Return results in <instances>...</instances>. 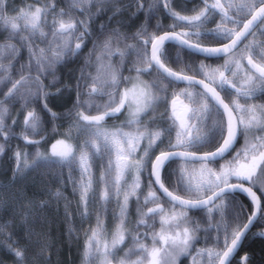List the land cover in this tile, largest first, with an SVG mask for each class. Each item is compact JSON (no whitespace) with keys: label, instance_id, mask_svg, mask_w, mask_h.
<instances>
[{"label":"snow or ice","instance_id":"6c2138e0","mask_svg":"<svg viewBox=\"0 0 264 264\" xmlns=\"http://www.w3.org/2000/svg\"><path fill=\"white\" fill-rule=\"evenodd\" d=\"M65 2L67 7L59 11H56L54 3L45 2L34 10L29 7L9 16L6 15L5 0H0V25L9 30L6 41L0 44V84L5 81L11 83L0 99V135L4 136L5 142L15 135L12 125L6 124L5 117L10 114L11 104L19 100L21 109L27 110L20 138L27 144L36 145L31 163L30 154L17 147L14 153V177L41 165H56L62 170L67 168L68 182L72 183L74 192L80 196L78 207L83 208L80 213L83 221L90 217L94 199L93 163L96 159L103 161L107 155L108 162L106 166L102 164L100 176V182L104 185L99 197L101 207L97 209L95 227L90 228L91 235L86 232V261L100 253L102 264H113L116 250L124 244L126 235L131 234L133 247L115 264H145V258L147 264H175L179 256H191L193 264H230L251 227L264 221V203L253 191L259 185L260 191L264 192V104L247 103L257 93H264V45L257 52L250 43L237 54L239 44L249 35L255 36L257 30L264 35V29L259 28L264 24V0H215L214 3L204 0V9L192 16L180 15L172 10L171 0H163L165 9L174 18L173 31L165 30L163 35L158 34L161 31L159 21L155 30H148L152 10L158 6L159 0L147 8L140 2L136 11L145 12L146 24L134 34L132 39L136 43L132 44L127 42L129 37L119 31V26L108 31L107 25L101 24L100 32L93 35L90 22L106 10L104 0ZM111 7L114 16L121 11L120 0H113ZM92 8L96 9L95 13ZM232 9L236 10L235 18ZM74 10L83 13V18H77ZM211 10L219 13L220 22L214 29L201 31L212 14ZM240 13L243 19L238 15ZM49 15L52 16L51 23L48 21ZM177 21L187 25V30L176 33ZM14 39H18L19 48L12 42ZM89 39L92 48L85 57L75 85L73 109L76 119L70 124L65 138L57 140L50 151L44 153L39 146L45 137L41 136L40 140L33 138L39 134L42 117L35 107L29 108V105L36 101L43 103L44 110L53 121V131L56 130L55 121L60 116L47 103L50 95H58L62 91L60 88L55 93L49 91L59 80L55 70L68 59L77 57ZM170 42L176 45L174 57L166 46ZM212 44L220 46H210ZM20 48L27 49L28 61L21 64L17 70L18 78H15L12 75V60L19 54ZM133 53L136 60L128 71H135L136 75L124 76L122 69L126 66L127 57ZM6 55L9 57L7 64L4 63ZM93 55L96 56V75L90 71ZM186 55L203 59L197 67L185 62ZM115 56H119L118 62H113ZM220 57L224 58V63L216 68L204 63L206 59ZM244 59H247V66L243 65ZM170 63L180 65L179 71L173 70ZM233 66L235 71L232 70ZM152 71L156 73L153 80L141 78L145 73L151 75ZM241 71L244 78L238 82ZM229 72L230 77L226 75ZM48 76L52 80L45 85L43 80ZM198 76L202 78L197 79ZM180 83L186 84L187 88L174 91L169 103L167 89H174ZM196 85H200L203 91L189 90L195 89ZM225 88L233 89L235 93L229 103L221 96ZM98 96H107V103L103 106L96 104ZM181 97H185L187 103ZM242 97L245 103L241 102ZM161 104L165 105V110L160 114V119L166 117L168 126L153 129L145 118ZM94 105L98 114H86ZM125 108L128 110L126 124L129 127L135 125L136 130L106 128V117L116 118ZM71 115L69 111L67 116ZM154 121L153 115L151 122ZM16 122L14 118L13 125ZM73 129L84 137L78 145L71 143ZM165 135L169 136V142L153 159L152 149L159 147L157 142L162 143ZM241 135L244 145L236 149ZM145 140L147 147L143 148L141 155H137L141 142ZM6 147V143H0V155H3ZM201 149L205 150L202 154ZM174 161L176 167L165 177V171ZM77 170L80 173L78 182L74 179ZM128 173H133V179L125 187L122 182ZM144 174L148 176L149 190L144 195V205H140L139 198L143 193L139 190ZM166 180L173 182L172 190L165 186ZM156 185L167 197L166 201L161 202L157 196ZM239 192L245 193L252 204L246 222L243 218L248 210L235 197ZM49 195L59 199L63 193L58 189ZM133 196L137 198L138 218L136 226L129 232V198ZM113 197L119 208L118 215L114 217L118 223L111 243L105 241L101 249L99 238L105 231L104 206ZM27 203L31 207L32 201ZM46 203L41 202L39 207L43 208ZM150 203L154 206L144 211V207ZM193 210H203L204 214L197 219L189 215ZM157 219L158 230L155 227ZM140 226L145 227L143 235L139 231ZM5 227L0 225V234ZM71 231L69 229V235ZM201 232L206 242L213 241L212 246L195 249L193 254ZM32 235L29 228V239ZM255 235L264 237V232ZM149 237L151 247L145 242ZM7 247L15 257L14 264H28V248L12 242L10 234ZM46 250V244L39 246V251L32 257L34 264H41ZM132 255L138 258L131 260ZM249 259L245 254L241 264H248ZM43 264H48V261Z\"/></svg>","mask_w":264,"mask_h":264},{"label":"trees","instance_id":"16d2710c","mask_svg":"<svg viewBox=\"0 0 264 264\" xmlns=\"http://www.w3.org/2000/svg\"><path fill=\"white\" fill-rule=\"evenodd\" d=\"M161 1L162 0H159L158 6L152 10V19L150 20V22H152L148 28L149 32L156 29L157 21H162L167 18L162 13ZM45 2L54 3L56 11L67 7L65 0H5L6 15H16L21 9L26 10L29 7L34 10L35 7H38ZM140 2H143L145 8H147L149 5L156 3V0H131V2L130 0H120L122 5L121 11L116 13L114 16V9L111 7L113 4L112 0L111 4L106 5L107 10L105 11L107 12L104 11L103 13L96 15L95 19L90 22V28L93 35L95 36L100 32L101 24H106L108 31H111L119 26V31L129 37L127 42L129 44L136 43L132 37L138 29L146 24L145 12L143 10L139 12L136 11ZM176 3L177 0H171V8L173 7L176 9ZM95 11L96 9L92 8V12L95 13ZM74 12L77 18H83V13H80L79 10H74ZM109 17L112 18L109 19ZM51 20L52 16L49 15V23H51ZM165 24H160L161 31H159V33L170 27V25ZM5 41L6 39L0 37V44ZM12 42L16 43L18 48L20 47L18 39H14ZM252 43L255 45L256 50H261L257 39H255ZM122 46L123 45H121V47ZM91 48L92 41L89 39L86 46L82 48V51L77 57L68 59L65 63L58 65L55 70L59 80L55 85L49 88V91L51 93H55L57 88L62 89V91L58 95H50L47 100L49 108L57 112L60 116V118L55 121V125L57 126L55 131H53V121L44 110L43 103L36 101L35 104L29 105V108L35 107L42 117V131L38 137L34 139L40 140L41 136L45 137L39 146L40 151L44 153H48L49 147L57 140L65 138L66 133L69 131L70 124H72V121L76 119L75 109H73V104L76 100V79L80 74L81 67L84 65L85 57L88 55ZM118 59L119 56L113 57V60ZM27 61V49L20 48L19 54L14 60H12V64L14 65L12 70L13 77L18 78L17 70L20 68L21 64H26ZM92 61L93 64L90 71L92 75H96L95 55L92 56ZM129 62L130 61L127 60L126 66L122 69L124 76H132L133 72H135L133 71L129 73L128 69L133 65L132 62ZM4 63L7 64L8 59L4 60ZM128 63L129 65H127ZM144 75L150 78L153 77L147 73ZM51 80L52 77L48 76L43 80V83L45 85H49ZM66 85L70 87H65ZM10 86L11 83L9 87ZM8 88L0 92V99L3 98V95L7 92ZM122 89L123 85L121 86V90ZM253 99L255 100V104H264V93H257ZM10 111L11 116L5 122L7 125H12L15 135L6 142L4 136L0 135V143H6L7 145L3 155H0V225H6L4 232L0 234V264H14L15 261V257L8 251L7 247L9 234L12 242L28 248V264H34L32 257L39 251V246L41 244L47 245V250L43 253L41 264H43L44 261H48V264H81L82 249L84 245L83 231L85 230L81 224L84 222L79 221L80 228L77 229V226L72 228V222L80 220L81 217L77 214V212H74L71 217L68 214L69 207H66L64 194L70 193V189L66 188L65 184L67 183L63 180L62 176L59 175L57 171L53 170V168L48 167V165H41L39 168H31L14 177L13 170L16 166L14 153L17 147H19L22 152L26 151L31 154L36 153V145L27 144L24 139L20 138V134L24 128V117L27 114V110L21 109V102L18 100L16 103L11 104ZM69 111L72 112L70 117L67 116ZM86 114L93 115L90 112H86ZM14 118L17 122L13 125ZM127 119L128 117H126L123 109L122 113L118 114L116 118L106 117L104 124L108 129H114L115 127L125 128L127 126ZM145 122L149 123L150 126L152 125L155 127L165 126V128H167L168 126L166 117L164 120H161L160 116H158L155 117L154 122H151V118L145 120ZM74 132L75 129H73L71 133L73 137L71 143L76 145L80 138ZM244 142V137L241 135L236 149L241 148L244 145ZM153 155L154 154L152 153V157ZM230 158L231 157L229 156V159ZM32 159L33 158L29 155V163H31ZM175 165L176 163L172 162L168 166V169L164 174L165 177H167L168 173L175 167ZM141 182L142 187L140 192H142L143 195L139 198V204L144 205V195H147L149 190L147 174L141 176ZM165 183L170 189L172 188V181L166 180ZM58 189L63 193L61 198L56 199L49 195V193H56ZM253 190L257 192L259 197L262 198V203H264V192L260 191L259 185L254 187ZM157 196L160 197L158 192ZM235 197L248 210L243 218L246 221L247 215L251 213L252 204L242 195H235ZM160 198L161 202L165 201L162 197ZM28 201H32L31 207L27 203ZM45 201H47L45 206L40 208L39 205L41 202ZM151 206L154 205L150 203L145 206L144 211H147V207ZM63 211L65 214H63ZM203 214V211L189 213L190 216L197 219L201 218ZM137 218V198L133 196L129 198V215L127 219L129 232H131V230L136 226ZM155 227L157 230L159 229L158 219ZM29 228L33 233L31 239H29L28 236ZM69 229L72 230L71 235H69ZM263 230L264 221L254 224L244 239L237 255L230 264H237L235 259L240 258L245 254L250 257V264H264V238L255 235ZM139 231L143 235L145 227L140 226ZM198 236L199 239L196 241L195 248L192 250L193 254H195V249L203 248L205 246L211 247L213 243L212 240L206 242L203 238L202 232L199 233ZM126 238L132 240V235H126ZM145 242L149 247H151L152 241L150 237ZM220 244H223V237H221ZM137 258L138 256H136L135 260ZM204 259L206 260L207 258L205 257ZM113 264H115L114 261ZM145 264H147V258H145ZM175 264H193L192 257L179 256L176 259Z\"/></svg>","mask_w":264,"mask_h":264},{"label":"rangeland","instance_id":"374dc122","mask_svg":"<svg viewBox=\"0 0 264 264\" xmlns=\"http://www.w3.org/2000/svg\"><path fill=\"white\" fill-rule=\"evenodd\" d=\"M111 2H112V0H104L105 5H109V4H111ZM8 35H9V30L4 29L3 26L0 25V37L7 39ZM7 59H9V57H7V55H6L5 60H7ZM127 60H130L132 63H134V61L136 60L135 53H133L132 55H129L127 57ZM118 61H119V59L113 60V62H118ZM96 72H97V67H96L95 73ZM135 75H136L135 72H133L132 77H135ZM141 78L145 81H151L155 78V75H153L152 78L143 75ZM9 85H10V82H8V81H5L3 84H0V92L6 90L9 87ZM128 87H131V84H128ZM121 91H123V89ZM107 101H108L107 96H98L96 98L95 103L103 106L105 103H107ZM124 111H125L126 117H128L127 108H125ZM88 112L92 113L93 115L98 114L95 105L91 109H89ZM152 115H153V113H149L148 117H146L145 120L149 119ZM10 116H11V111H10V114L5 117V121L7 119H9ZM124 130L125 131H135L136 126L133 125V126L129 127L127 125L124 128ZM41 131H42V126L38 129L39 134L41 133ZM74 133L80 138V140L78 138L79 141L76 143V145H78L79 143H81L83 141L84 137L77 130H75ZM38 135H35L33 138L38 137ZM157 143L159 144V147H154L152 149L153 154L157 153L161 149V142L158 141ZM144 147H147V141L146 140L141 142V149L137 152V155L142 154ZM50 149H51V146L49 147V151H50ZM30 157L34 158L35 153H31ZM113 159H114V157H113ZM107 162H108V157H107V155H105L103 158V161H101L100 159H96L93 163L92 175H93L95 183H94V199H93L91 207H90V212H91L90 217L83 220V221H82V219H80V220H75L72 222V228L77 226V229L80 228V222L79 221L84 222L83 224H81L83 226V228H85V230L83 231L84 245H83V249H82L81 264H101V261H102V257H101L100 253H96L91 258V260L86 261L84 258V250H85V244H86V240H87L86 232H87V235H91L90 228L95 227L97 209L101 207L100 203H99V197H100L101 191L103 190L104 185L100 182V176H101V172L103 170L102 164L104 166H106ZM48 167L53 168V170L57 171L58 174L61 175L63 180L67 183V184H65L66 188L70 189V193L64 194L66 205H67V207H69L68 214L71 217V216H73L74 212H77V214L81 217L80 213L83 211V208L78 207L79 201H80V196H79L78 192H74L72 183L68 182L69 173H68L67 168H64L62 170L59 166H56V165H54V166L48 165ZM149 167H150V165H149ZM175 167H176V165H175ZM64 170H65V172H64ZM74 179L77 182L80 179V173L78 170L75 171V173H74ZM132 179H133V173H128V174H126L124 181L122 183L124 184L125 187H127V185L132 182ZM141 187H142V182H141ZM113 191H114V189H113ZM120 199L122 200L123 197L121 196ZM104 208L106 209L105 211H103V220H104V225H105V231H104V233H102L101 237L99 238L101 249H103V245H104L105 241H107L109 244L111 243L112 233L114 232V230L116 228V224L118 223V220L114 219V217L117 216L119 213V208L117 206L116 198L113 197L111 199L110 203H108L106 206H104ZM63 214H65L64 211H63ZM131 247H133L132 240L126 238L124 244L120 245L119 248L116 250L117 255H116L115 261H118L119 259L123 258L125 255V252H127L128 249ZM136 256L137 255H132L130 257V259L135 260ZM110 259H111V257H110Z\"/></svg>","mask_w":264,"mask_h":264},{"label":"flooded vegetation","instance_id":"af4514ba","mask_svg":"<svg viewBox=\"0 0 264 264\" xmlns=\"http://www.w3.org/2000/svg\"><path fill=\"white\" fill-rule=\"evenodd\" d=\"M214 2H215V0H208V3H214ZM222 2H224V0H222ZM198 3H199V4H198ZM193 4H194V5H193ZM161 6H162V13H163V15L166 16L167 18L163 19L162 21H159V25H160V24H165V23H166L167 25H170V27H169L168 29H166V30L169 31V32H171V31H173V28H172L171 26H172V24H173L174 18H173L171 15H169L168 11L164 8V2H163V0L161 1ZM199 9H200V10H199ZM203 9H204V0H177V3H176V9H174V8L172 7V10H173V11L179 13L180 15H185V16L196 15V14H198L200 11H202ZM211 12H212V14L208 16V19L206 20L205 24L202 26L201 31L207 32L209 29H214V28H216L217 24L220 22V15H219V13H218V12H215L214 10H211ZM232 13H233L234 18H235L236 15H237L236 10H235V9H232ZM238 15H240L241 18L243 19V14H242V13H240V14H238ZM247 18H250V17H247ZM151 22H152V21H151ZM151 22H150V23H151ZM176 24H177V26H176L175 29H174V31H175L176 33H181V32H183V31L187 30V28H188V26L185 25V24H183V22H179V21H177ZM154 27H155V26H154ZM241 27H242V24H241ZM259 28H260V29H264V24H261V25L259 26ZM164 31H165V30H164ZM164 31H162V32H160V33H158V34L161 35V34L164 33ZM255 39L258 40V43H259L260 46L263 45V43H264V35H261V34H260V31L257 30L255 36L249 35L246 39H244V40L240 43V45L238 46V52H237V54L239 55V54H240V51H239V50H243L244 47H245V45L252 43ZM203 43L208 44L209 42H208V41H203ZM252 44H253V43H252ZM253 45H254V44H253ZM166 46H167V48H168V50H169V54H170L172 57H174V56H175V52H176V46L173 45V44H167ZM210 46H220V45L212 44V45H210ZM254 46H255V45H254ZM255 50H256V49H255ZM256 51L259 52L260 49H258V50H256ZM201 59H203V57H196V56H189V55H186V56H185V62H187V63H192V64L196 65L197 67H198L199 64H200ZM246 61H247V59H244V60H243V65H244V66H247ZM204 63L210 65V66L213 67V68H216V67H218L219 65H222V64L224 63V58H223V57H220V58L206 59V60H204ZM176 65H177V64H175V63H170V64H169V66H170L173 70L179 71V69H180V65H177V66H176ZM232 70H233V71L236 70L234 66H233V69H232ZM153 75H156L155 71H152L151 76H153ZM226 75H228V76L230 77V76H231V72L226 73ZM200 78H202V77H200V76L197 77V79H200ZM243 78H244V72L241 71V72L239 73V76L237 77L238 82H239V81H242ZM185 88H187V85H186V84H179V85L176 86L174 89H173L172 87H169V88L167 89V95H168V97H169V103H170V100H171V98H172V94H173L174 91H175V92H180L181 90H183V89H185ZM189 90L196 91V92H202V90L199 89V88H197V87H195V89H189ZM234 95H235V93H234V90H233V89L225 88V90H224L223 92H221V96H222V98L225 99V102H226V103H229V102L232 100V98H233ZM180 99H181L184 103H187V100H186L185 97H181ZM241 102H242V103H245V100H244L243 97L241 98ZM247 103H255V100L252 99L251 101H247ZM164 110H165V105H164V104H161L159 107H157V108L155 109V112L153 113V115H154L155 117H158V116H160L161 113L164 112ZM153 115H152V116H153ZM152 116H151V117H152ZM151 117H150V118H151ZM150 118H149V119H150ZM147 120H148V119H147ZM150 127L153 128V129L156 128L155 126H152V125H151ZM162 127L165 128V126H162ZM174 138H175V133L173 132V134H172V140H173V142H174ZM168 139H169V136H168V135H165V136L162 137L163 142L161 143V149H162V148H165V147L167 146V144H168V142H169ZM161 149H160V151H161ZM203 151H205V150H204V149H201V154H202ZM173 163H176V162H173ZM216 166L219 167L218 164H217ZM244 183L247 185V182H244ZM165 186L168 187L166 183H165ZM171 186H172V188L174 187L173 182H172ZM168 188H169V187H168ZM172 188H171V189L169 188V190H172ZM236 195H237V194H236ZM261 232H264V230L261 231ZM262 238H264V237H262ZM234 258H235V257H234ZM241 258H242V257H240V258H236V259H235L236 262H237V264H241ZM232 261H233V260H232ZM248 264H250L249 261H248Z\"/></svg>","mask_w":264,"mask_h":264},{"label":"water","instance_id":"95a60500","mask_svg":"<svg viewBox=\"0 0 264 264\" xmlns=\"http://www.w3.org/2000/svg\"><path fill=\"white\" fill-rule=\"evenodd\" d=\"M164 8H165V7H164ZM163 34H164V33H163ZM163 34H161V35H163ZM168 44H173V45H175L174 42H170V43H168ZM239 45H240V44H239ZM175 46H176V45H175ZM210 59H212V58H210ZM246 64H247V61H246ZM180 84H184V83H180ZM196 87L199 88V89H201V90L203 91V88H202L200 85H196ZM238 140H239V139H238ZM236 145H237V143H236ZM236 145H235V146H236ZM157 155H158V154H157ZM245 186H248V185L245 184ZM155 188L159 191V193L162 195V197H164V198L167 200V197L164 196V193H163L162 190L159 189V186L156 185ZM253 191H254V190H253ZM236 194H240V195L245 196L246 198H248L247 195H246L245 193H243V192H239V193H236ZM256 194H257V193H256ZM257 196H258V194H257ZM248 199H249V198H248ZM249 200H250V199H249ZM250 201H251V200H250ZM193 211H198V210H193ZM252 227H253V226H252ZM252 227H251V228H252ZM250 230H251V229H250ZM250 230H249V231H250ZM249 231H248V233H249ZM248 233H247V234H248ZM243 240H244V239H243ZM242 243H243V241H242ZM241 245H242V244H241ZM240 247H241V246H240ZM240 247H239V249H240ZM239 249H238V251H239ZM238 251L235 253V255L233 256V258L231 259V261H232V260L234 259V257L237 255ZM243 257H244V256H242V258H243ZM242 258H241V260H242ZM231 261H230V262H231Z\"/></svg>","mask_w":264,"mask_h":264},{"label":"bare ground","instance_id":"6f19581e","mask_svg":"<svg viewBox=\"0 0 264 264\" xmlns=\"http://www.w3.org/2000/svg\"><path fill=\"white\" fill-rule=\"evenodd\" d=\"M199 4V3H198ZM194 5V4H193ZM107 10V9H106ZM200 10V9H199ZM105 12H107V11H105ZM110 12V11H109ZM8 15V14H7ZM166 25V24H165ZM132 60V59H131ZM134 60V59H133ZM130 61V60H129ZM131 62V61H130ZM129 62V63H130ZM129 63L127 64V65H129ZM39 168V167H38ZM41 169V168H40ZM5 171V170H4ZM64 172H65V170H64ZM3 175V174H2ZM4 220V219H3ZM245 221V220H244Z\"/></svg>","mask_w":264,"mask_h":264}]
</instances>
